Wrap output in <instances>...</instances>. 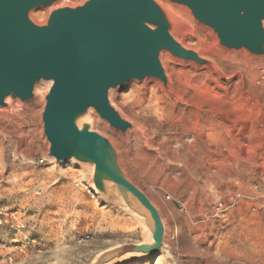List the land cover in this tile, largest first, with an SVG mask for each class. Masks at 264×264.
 <instances>
[{"label":"rangeland","instance_id":"obj_1","mask_svg":"<svg viewBox=\"0 0 264 264\" xmlns=\"http://www.w3.org/2000/svg\"><path fill=\"white\" fill-rule=\"evenodd\" d=\"M48 10L33 9V19L43 22ZM179 17L182 44L209 58L216 70L174 64L173 57L163 54L161 61L176 87L190 94L199 90L208 100L207 124L224 113L221 163L199 142L188 151L175 144L183 164H169L162 150L156 159L135 137L125 138L107 123H96L115 145L128 178L165 219L164 248L128 264H264V62L227 51L233 58L248 57L250 63L239 65L241 78L224 76L238 64L219 56L221 49L209 29L191 15ZM141 83L128 82L110 100L126 119L156 133L155 119L164 116L144 106L150 88L161 89L157 81L144 87ZM36 87L38 96L23 107L0 110V264H90L110 247L142 242L137 222L96 193L91 167L48 157L40 119L48 82ZM215 95L222 106L216 105ZM196 103L198 97L190 106L177 102L172 116L192 119L199 112Z\"/></svg>","mask_w":264,"mask_h":264},{"label":"water","instance_id":"obj_2","mask_svg":"<svg viewBox=\"0 0 264 264\" xmlns=\"http://www.w3.org/2000/svg\"><path fill=\"white\" fill-rule=\"evenodd\" d=\"M38 7H49L43 22L32 17ZM172 7L209 29L217 48L264 59V0H0V110L23 107L38 96V81H47L40 119L48 157L91 167L97 194L142 230V242L110 247L90 264H118L165 246L159 208L128 178L96 123L133 131L110 94L148 78L166 85L164 53L216 70L181 43L183 21Z\"/></svg>","mask_w":264,"mask_h":264},{"label":"bare ground","instance_id":"obj_3","mask_svg":"<svg viewBox=\"0 0 264 264\" xmlns=\"http://www.w3.org/2000/svg\"><path fill=\"white\" fill-rule=\"evenodd\" d=\"M171 9L174 11V13H176L179 16H183V15L189 16V13L183 12L182 10L176 9L175 7H172ZM180 41H181V38H180ZM181 43H182V41H181ZM218 54L222 58H225V60L228 59L230 62L238 64V66L232 68L230 73L227 74L226 72H223L222 74L224 76L230 77L231 79L235 78L237 76L239 78H241L242 70H241L239 65L250 63L248 57L243 58L242 56H240L238 58H233L227 54V51H222V49L220 51H218ZM164 55H165V57L167 56L168 58H170L169 54L166 53V54H163V56ZM254 60H256V59H254ZM256 61L264 62V59H257ZM170 62H172L174 64H178V65L191 64V62H189V61H183V60L176 59V58H172ZM203 66H208V65L203 64ZM200 68H202V67H200ZM220 70H222V69H220ZM168 76H170V75H168ZM44 81L45 80L41 79L38 82H44ZM148 81H157L159 83V87H160L161 91L156 92L151 87L149 90V95L147 97L148 104L145 105L144 108H146L149 112H152L153 114L161 112L162 115L164 116L163 118H166V119H163L160 116L156 117L154 128L159 129V131H157L156 133H150L149 130L144 125L138 124V123L131 120V122L133 124V131L127 132L125 134H121V133H119V134L125 138H134L135 137L137 140L143 142L146 146H148V148H150L151 150H153L156 153L155 154L156 159L160 158L159 149L162 150L164 153V157H165L164 160H167V163H169V164H174L176 162H180L181 164H183V161L178 159V157L176 155L175 144L184 147L185 150L188 151L191 148L197 146V144H199V142H200L201 146L204 147L206 149V151L211 150V152H213L217 156L218 161H219L217 164L220 166V163H221L220 158L222 156L223 147H224V138L222 139V136H221V132H223L224 113H223L222 117L220 118V120L212 121L213 123L207 124L206 123V120H207L206 114H208V109L206 110V107H207L206 104H207L208 100L202 96L201 91L194 90L190 94L185 89L176 87L170 77H168V82L166 85H163V83L160 80H156V79H152V78L145 79L141 83V85L143 87L146 86L148 84ZM45 82H47V81H45ZM36 89H37V87H36ZM195 97L199 98V103L198 104L196 103L197 110H199L198 115H195L192 119H187L184 121L178 120V119H180V117L172 116L175 104L177 102H181L184 105L190 106L193 104ZM215 97H216V105L222 106L223 102H222L221 97H218L216 95H215ZM172 98H175V101L169 102L168 100H170ZM150 102H152L154 104V106L153 105L150 106L149 105ZM240 105H243V104L242 103L237 104V107ZM169 108H171V109H169ZM209 119H211V118H209ZM163 121H165V123H163ZM163 124H165L166 127H163ZM178 125L181 126L179 132H177L176 134L174 133V135L169 133V131H170V129H172V127L178 126ZM104 126H105V124H104ZM185 138H186V140L189 139L188 143L185 141ZM234 144H235V146L238 145L236 141ZM252 148H253V146L249 145L250 151L252 150ZM206 156L207 155L205 154L204 157L206 158ZM69 160L75 161L74 159H69ZM208 169H209V167H208ZM235 198L237 199V196L234 197V199ZM112 206H114V205H112ZM139 256L136 257V259H129L128 261L121 262L118 264H128V263L136 261L140 258H144V257L151 256V255H146V256L139 255Z\"/></svg>","mask_w":264,"mask_h":264}]
</instances>
